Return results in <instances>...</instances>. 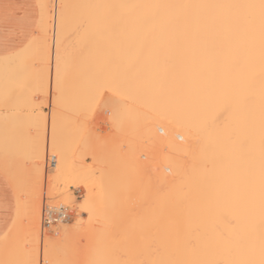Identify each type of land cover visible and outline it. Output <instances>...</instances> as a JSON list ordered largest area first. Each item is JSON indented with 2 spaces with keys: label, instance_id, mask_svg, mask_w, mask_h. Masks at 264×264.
Instances as JSON below:
<instances>
[{
  "label": "bare ground",
  "instance_id": "obj_1",
  "mask_svg": "<svg viewBox=\"0 0 264 264\" xmlns=\"http://www.w3.org/2000/svg\"><path fill=\"white\" fill-rule=\"evenodd\" d=\"M38 3L36 66L42 67L36 69L35 66V72H31H34V90H30H36L43 100L44 94L49 93V87L58 95H51L53 110L48 120L47 115L38 109L39 105L36 107L39 111L33 110L36 105L31 107L34 113L31 115L33 134L27 149L30 150L28 158L32 164L24 177L27 182L22 184L16 170L0 159V170L12 181L17 195V211L12 222L14 230L7 239L0 240V264H7L4 255L20 239L24 214L22 205L30 213L24 234L30 247H25L28 258L34 249H38L43 259L47 249L50 264L51 261L52 264H64L57 251L61 249L63 253L76 246L74 240L79 236L78 232L84 237L80 231L85 229L82 219H74L71 224L59 222L52 227V235L44 231L40 234L43 164L46 153L51 150L57 156V163L47 174L46 182L53 183L52 190L56 194L61 182L75 178L69 182L73 184L78 182L81 172L85 174L86 193L78 203L79 210L89 214L85 224L88 241L83 239L88 246L79 257L81 264H126L122 262L120 253L130 255L132 251L118 245L119 239L125 238L123 232V238L118 234L119 237L114 238L112 230L113 225L116 227L115 221L125 223L127 218L129 222L132 211L142 213V216L136 214L133 218L143 219L150 226L147 227L155 225L159 228L157 247L143 251L141 264H264V8L261 7L264 0H56L55 12L50 9L49 0H38ZM51 10L55 19L53 43L50 36ZM83 23L88 24L86 29L79 26ZM79 27L87 30H81L84 34H80L86 41L78 37ZM75 36L78 40H74ZM77 41H83L84 45H77L80 50L76 49L75 57L70 56L71 52L66 53L70 49L69 44H81ZM92 47L94 52L97 51L96 55L99 53L96 59L92 52V63L97 64L95 68L90 64L91 56H86L89 63L84 60L85 51L91 54ZM57 52L60 55L59 92ZM68 55L72 60L67 59ZM76 58L79 59L76 61ZM95 59L99 62L95 63ZM66 60V65L71 64L65 67ZM83 61L87 63V69ZM98 66L99 71L96 70ZM0 69L5 75H12L15 70L14 65L4 60ZM89 69L97 71L93 79V72ZM71 71L89 74L92 81L102 84L100 92L95 88L100 94L105 87L108 89V95H105L114 102L110 101L112 103L108 105L116 113L109 126L118 129L119 138L100 142L103 139L94 134L103 144L98 145L86 128L84 130L83 126L74 124L72 118L75 116L71 120L67 118L71 108L73 112L77 111L76 114L85 111L87 106L81 104H86L88 95H99L91 99L96 100L95 107L105 104L100 103L101 95L95 89L85 92V95L84 86L77 90L78 83L62 78ZM65 81L68 86H63ZM90 87L88 84L85 89ZM66 88L70 92L73 90L72 94L81 92L78 97L82 95L84 100L74 99L75 105L79 102L77 100L83 101L79 111L75 108L79 104L72 106L74 101L67 110L70 102L67 103L66 97L62 96ZM105 95L103 99L108 101ZM33 96L36 95H32V99ZM32 99L31 102L34 101ZM129 102L134 105L133 109ZM137 103L150 107L152 115L142 121L144 116H139ZM92 109L94 113H90ZM92 109H88L90 115L85 113L95 115L97 107L94 109L92 106ZM62 114H66L67 119ZM64 119L69 121L65 124ZM46 121H49L48 130ZM132 132L150 135V158L144 166L134 157L133 149L117 153L120 141L127 139L125 136ZM109 141L115 142L118 148L115 144H108ZM115 148L114 153L119 156L114 155V158L112 151ZM121 148L119 150L122 151ZM123 149L126 151L124 146ZM79 150L81 155L83 151L85 154L78 156ZM120 153L126 157L122 155V158ZM86 154L94 157L93 160L99 159V165H107H104L106 168L100 176H95L96 168L91 169V165H84L90 167L86 171L80 170L77 157L84 158ZM104 154L113 158L107 159ZM94 186L99 191H93ZM52 190L48 186L50 196L55 198ZM68 194L73 195L66 193L61 198L68 201ZM74 199V196L69 198L71 202ZM108 209L121 210L122 213L111 217L112 213L106 212ZM96 221L101 223L103 230L98 231ZM120 223L121 227L124 226ZM94 225L98 227L97 231ZM77 247L80 248L79 243ZM19 256L13 257L14 260ZM57 256L62 261L58 262L61 259ZM23 257L20 256L17 262L23 261Z\"/></svg>",
  "mask_w": 264,
  "mask_h": 264
},
{
  "label": "rangeland",
  "instance_id": "obj_2",
  "mask_svg": "<svg viewBox=\"0 0 264 264\" xmlns=\"http://www.w3.org/2000/svg\"><path fill=\"white\" fill-rule=\"evenodd\" d=\"M49 2H50V9H52L54 12H55V10L53 9V8H55V6H57V4H56V0H49ZM53 2V3H52ZM54 5V7H52L53 5ZM51 10V11H52ZM52 11V12H53ZM51 12V13H52ZM54 12H53V16H52V19H51V21L53 22V24H52V22H50V24L52 25H50L52 28H50V36H52V43H53V39H54V35H55V33H54V30H55V19H53L54 18ZM80 24V23H79ZM84 24V23H83ZM83 24H81V25H79V26H82L81 28H85L86 29V26L88 25L87 23H86V25L84 26ZM76 25V24H75ZM73 26V25H72ZM71 26V28H73L74 29V27H72ZM77 26H78V24H77ZM76 26V27H77ZM75 27V28H76ZM80 28V27H79ZM78 28V29H79ZM79 29L80 31V33L78 34V37H80V34H81V32L83 31L82 29ZM83 28V29H84ZM88 28H90V26L89 27H87V29ZM75 30V29H74ZM76 30H77V28H76ZM75 30V31H76ZM82 30V31H81ZM71 31V30H70ZM75 31H73L72 33H74ZM84 31H87V30H84ZM83 31V32H84ZM82 32V33H83ZM72 33H70L69 34V37L72 39L74 36L72 35ZM77 32H75L74 34L77 36V34H76ZM84 34V33H83ZM82 35V34H81ZM71 36H73V37H71ZM75 36V38H74V40H78V38ZM35 37H36V35L33 37V39L25 46V47H23L22 49H20L19 51H17V52H15V53H12V54H9V55H5V56H1L0 57V66L2 65V63H3V60H4V62L6 61V62H9L11 65H14V69H18V68H32L33 69V71L35 72V66L37 65V62H36V60H37V56H38V51H37V47H36V40H35ZM68 37V38H69ZM85 37V36H84ZM77 38V39H76ZM81 39H83L84 40V38L81 36L80 37ZM79 38V40H81ZM90 38V37H89ZM88 38V40H90ZM87 39V38H86ZM91 39H93V38H91ZM68 40V42H71L69 39H67ZM73 40V39H72ZM84 41H86V40H84ZM92 41V40H91ZM67 42V43H68ZM74 42V41H73ZM78 43H81V42H79V41H77ZM94 42H95V40H94ZM72 43V42H71ZM75 43H76V41H75ZM75 43H73V45L71 46L69 43V47H70V49H68L67 51H66V53H70L69 55L70 56H72L73 55V57H75L74 55H75V51H77V50H80L79 48H76L77 47V45L78 46H83L84 45V43H83V41H82V45L81 44H75ZM89 43H92V42H89ZM87 44H88V42H87ZM85 45H86V43H85ZM94 45V44H93ZM92 45V46H93ZM97 45V44H96ZM90 45L88 44V48H90L89 47ZM93 48V47H92ZM91 48V49H92ZM71 49H72V51H71ZM77 49V50H76ZM85 49V48H84ZM86 49H87V47H86ZM90 49V52H91V54H92V52L93 53H95V52H97V51H93V50H95L94 48L91 50ZM98 49V48H97ZM70 50V51H69ZM80 52V51H79ZM78 53V52H77ZM82 53V52H81ZM89 52H87L86 53V51H85V55H84V57H86V56H91V59L89 58V60H91V62H90V64H93L92 63V61H93V58H94V56H93V54L91 55L90 53L88 54ZM78 54H80V53H78ZM82 54H84V53H82ZM67 56V59L70 57V56ZM97 55H99V53L97 54ZM96 55V53H95V57L97 56ZM82 56V55H81ZM2 57H3V60H2ZM77 57V56H76ZM83 57V58H84ZM81 58V57H80ZM82 58V59H83ZM97 58H99V57H96V59ZM69 59H71V58H69ZM68 59V60H69ZM79 58H76V61L78 60ZM88 58L86 57V59L84 58V60H85V62H87L88 61V63H89V60H87ZM95 59V63H98L99 62V60H96ZM68 60H66L65 61V67L66 66H68V64L70 63H68L67 65H66V62H68ZM72 60V59H71ZM81 60V59H80ZM98 61V62H97ZM51 62H52V58H51ZM94 62V61H93ZM74 63V62H73ZM72 63V64H73ZM83 63H84V61H83ZM71 64V63H70ZM69 64V65H70ZM81 64H82V62H81ZM85 64V63H84ZM89 64V65H90ZM77 65V67H78V64H76ZM79 65H80V63H79ZM95 65H97V64H93V68H95ZM98 65H100V63L98 64ZM72 66V65H71ZM75 66V65H74ZM73 66V67H74ZM83 66H85L84 68H86V66L88 67V65H87V63L85 64V65H83ZM91 66V65H90ZM89 66V67H90ZM40 67H42V65H40L39 66V64H38V66H36V69H38V68H40ZM72 67V68H73ZM81 67V66H80ZM69 68V67H68ZM75 68H76V66H75ZM98 68H100V66H98L97 67V71H99L98 70ZM50 69H51V67H50ZM87 69V68H86ZM90 69H92L91 67H90ZM89 69V70H90ZM70 70H73V69H69V71ZM79 69H77V71H78ZM85 70V69H84ZM94 70V69H93ZM92 71V70H90V71H92L93 72V75H91V79H93L94 77V74H95V72H97V71ZM64 71H66V73H67V70H66V68L64 69ZM64 71H63V73H64ZM75 71V70H74ZM69 72L67 75V77L65 78V76H62V78L64 79V80H69L70 82H72V83H78V85H77V87L75 88V89H77V90H79L78 89V87L79 88H81L82 86H84V87H82V90H84L83 91V93L86 95V93L85 92H87V91H90L91 89H93V91H94V89L95 88H97L98 90H99V92H100V89H101V86H102V84H100V83H97V82H94V81H92L90 78H89V74H87V75H85V74H83L82 72V74H77V71L76 72ZM33 72V73H34ZM79 72V71H78ZM87 72H89V71H87ZM65 73V74H66ZM101 74V73H100ZM98 75V74H97ZM1 76H4L5 77V74H2V70L0 69V80H1ZM7 76V75H6ZM32 76H34V74L33 75H30V76H28V77H25L26 79H22V80H18L17 78V76H11L8 80L10 81V83H11V85L10 86H8V89L6 90V91H3V92H0V98H1V100H2V102L0 103V107H4V108H6V109H12V110H14V111H21L22 113H24L25 114V116H23L24 118H23V120L25 121V124L23 125V128H24V130H26V131H28V133H29V137H32V134H33V130H32V118H31V115H33L34 113H33V110L34 111H36L37 110V108L36 107H38V105L40 106V107H38V109L40 110H42V112L43 113H45L46 115H47V120H48V117H49V115H50V113H51V111L53 110V106L51 105V103H52V101H51V99H53L52 98V94H53V97H56L58 94H56V90L54 89L53 91H51V87H49V93H47L48 94V96H46L45 94H44V96L46 97V99H45V97H44V100L42 99L43 97H42V95H40L39 93H37L36 94V90L35 91H33L34 89H33V81H34V78H32ZM72 76V77H71ZM73 76H74V78H73ZM96 76V75H95ZM30 77H31V79H30ZM88 78L90 81L88 82L87 80L86 81H84V79H86V78ZM97 77V76H96ZM95 77V78H96ZM23 78V77H22ZM71 78V79H70ZM74 79V80H73ZM83 79V80H82ZM97 79V78H96ZM30 80L32 81V82H30ZM81 80L83 81V84H82V82H81ZM95 81H97V80H95ZM98 81H99V78H98ZM87 82H88V84L90 85L91 84V87L90 88H87V90L85 89L86 87H88V84H87ZM100 82V81H99ZM31 83V84H30ZM72 83H70L71 84V86H72ZM85 83L87 84L86 86H85ZM63 84V83H62ZM14 85H15V87H16V89H14L13 87H14ZM68 86V84H67V82L65 81V84L63 85V86ZM76 86V85H75ZM94 87V88H93ZM33 89L32 91H33V93H32V91L30 90V89ZM63 88V87H62ZM68 88V87H67ZM65 89L66 90V92L64 91V93H63V95L62 96H64V97H66V98H64V99H67L66 101H67V103L68 102H70L68 105H69V107H67L68 109V111H69V109H70V107H72V106H74L75 105V101H74V99L75 98H79V99H81V100H84L83 98H81V96L82 95H80V97H78V95L81 93L80 91H79V94H77L78 92L76 91V94L75 93H73V94H75V96H77V97H75V96H73V97H71V95H73L71 92H73V90L70 92V89H74V87L72 88H70V89ZM100 88V89H99ZM97 89H95V91H97L98 92V90ZM106 93L105 94H107L108 95V89H106V87L103 89ZM31 91V92H30ZM75 91V90H74ZM103 91V92H104ZM98 92V93H99ZM62 93V92H61ZM93 93V92H92ZM96 92H94V95H96L95 94ZM97 93V94H98ZM36 95V96H33V99L31 98V96L32 95ZM43 94V93H42ZM100 94V93H99ZM41 96V99H40V96ZM39 96V97H38ZM96 96H99V95H96ZM96 96L94 97L93 96V94H92V96L91 95H88V98L86 99L85 98V100H86V104L83 102H81V100H77V104H79V107H75V108H78V111L80 110V108H82V107H80L81 105H86L87 107H84L85 109V111H86V108H87V113L89 112L88 111V109H92V106H94V109L97 107V112H96V114L94 115V117H93V115L92 116H88L86 113H85V111L84 112H79L78 114H76L77 113V111L76 112H73V108H71L70 109V115H69V117H67V116H65V115H63L64 117H65V119H70L71 120V118L73 117V116H75V117H73L72 119V121L74 122V124H78L80 127L81 126H83V128H84V130H86L87 129V131L86 132H89L92 136H94L93 137V139H95L96 141H98L97 139H96V135H98V136H100V137H97V138H101V140L102 141H100V142H103L105 139H106V141H107V139L108 140H111V139H113L114 137H116V139L117 138H119V137H117L118 136V134H120V130L118 131L119 133H117V130L115 129L114 130V128H112L111 126H109L110 125V123H112V121H113V118L115 117V110H114V108L112 107V109H111V103L113 102L112 101V99L111 98H109L108 96H106L105 95V97L106 98H108L109 100V102L110 101H112V102H110V103H108V101L106 100V102H105V104L104 105H102V106H100L99 108H98V106H99V104H97L98 106H96L95 107V104L97 103H95V101L96 100H92L93 101V103H94V105H92V106H90L91 105V99L92 98H96ZM35 97V98H34ZM83 97H85V96H83ZM87 97V96H86ZM70 98V99H69ZM31 99L32 100H34L33 102H31ZM98 99V98H97ZM35 100H37V102L35 101ZM47 101V103H46V101ZM45 101V102H44ZM71 101H74V103L72 104V106H71ZM80 102L82 103L81 105H80ZM33 103H35V104H33ZM114 103V102H113ZM116 103V102H115ZM130 103V102H129ZM66 103H64V105H65ZM75 105V106H78V105ZM108 104H110V105H108ZM138 104V105H137ZM137 104H135V106H137V108L138 109H136V110H139V111H137L138 112V114L140 113V117H142V116H144V118L142 119V121L145 119V117H147V116H151L152 115V112H151V109H150V107H148L147 105H144V104H142V103H137ZM36 105V106H35ZM83 105V106H84ZM130 105V108H134V105L133 104H129ZM132 105V106H131ZM34 107V108H36V109H31V107ZM66 106V105H65ZM91 107V108H90ZM64 108H66V107H64ZM63 108V109H64ZM136 108V107H135ZM52 109V110H51ZM55 109V108H54ZM39 110H37V111H39ZM64 110H66V109H64ZM77 110V109H76ZM82 110V109H81ZM114 112H113V111ZM75 111V110H74ZM91 111V110H90ZM90 113H94V110L92 109V111L90 112ZM90 113H88L89 115H90ZM35 114H36V112H35ZM137 113H135V115H136ZM136 116H138V115H136ZM136 116H132V117H134V120L135 121H137V118L135 119V117ZM63 117V118H64ZM67 117V118H66ZM91 117H93V118H91ZM65 119H64V121H65ZM139 119V118H138ZM141 119H139V120H141ZM147 119V118H146ZM111 120V121H110ZM67 121H69V120H67ZM67 121H65V124L67 123ZM110 121V122H109ZM48 124H49V121L47 122L46 121V130H48ZM67 127V126H66ZM114 127V126H113ZM82 128V129H83ZM86 128V129H85ZM45 130V131H46ZM156 130L158 131V127H156ZM32 132V133H31ZM94 134H96V135H94ZM128 137V138H127ZM121 138H122V135H121ZM120 138V139H121ZM125 138H127V139H125V140H121L120 142V146L122 147L121 149H122V151L121 150H119L120 149V146H119V149H117V153H119V152H121V153H127V152H129L130 150H134L135 152V156L134 157H136L137 158V161H138V163L140 164V165H146V163H148V161H149V158H150V135L149 134H147L146 132H132V133H130L128 136H125ZM114 140V139H113ZM29 141H31V138L30 139H22V140H17V141H13V140H11V141H9V140H0V159L2 160V161H4L5 163H6V165H8L9 167H12L13 169H15L16 170V172L18 173V177H19V179H20V181L22 182V184L24 183H26L27 182V180L25 179L26 178V172H27V168H29L31 165H30V163L32 164V162H31V160L28 158L29 156H28V151H30V150H28L27 149V147H28V143H30ZM181 141H184V139L183 140H181ZM99 141L97 142V144L99 145V144H101V146L103 145L102 143H100ZM128 142H130V145H129V143ZM105 143V142H104ZM122 143H124V144H122ZM108 144H113V145H111V146H114V144L116 145V143L115 142H113V141H109L108 142ZM129 145V146H128ZM123 146H124V148L126 149V151L123 149ZM110 148V147H109ZM108 148V149H109ZM116 148H118V146L116 145ZM116 148H115V150H113L112 152H113V157H114V155H115V153H116ZM9 149H13V151H12V153L14 154L13 156H11V157H7V156H5V155H2V154H6L7 152H8V150ZM81 149H82V147H81ZM84 149V148H83ZM110 149H112V148H110ZM124 150V151H123ZM50 151V150H49ZM85 151H87V150H85ZM107 151V150H106ZM105 151V153H107ZM114 151H115V153H114ZM119 151V152H118ZM54 153L52 150L50 151V153ZM81 150H79L78 151V153H77V155L78 156H80L81 155ZM88 152V151H87ZM83 153L85 154V152L83 151ZM108 153H111L110 151L108 152ZM120 153V155H121V157H122V155H124L125 156V154H121ZM84 154H82V155H84ZM76 155V156H77ZM81 155V156H82ZM105 156H106V154H104ZM110 155H112V153L110 154ZM109 155V156H110ZM118 155V154H117ZM117 155H115V157H118ZM104 156V157H105ZM109 156H106V158L107 159H110L111 158V156L109 157ZM123 156V157H124ZM112 157V158H113ZM114 157V158H115ZM122 157V158H123ZM126 157V156H125ZM127 157H128V154H127ZM77 158H79V160L77 159ZM76 159H77V161H79V166H80V170H82V171H86V169L87 168H89L90 169V165L93 167H91V169H95L96 168V170H95V176L96 177H98V176H100L101 175V173H102V171H104L105 170V168H106V164H101V165H99L100 163H98V161H99V159H98V161H96V159L95 160H93L94 159V157H92L91 155H89V154H86L85 155V157L83 158V157H77ZM84 159V161H85V163H87V164H85L84 162H83V159ZM111 158V159H112ZM80 159H81V161H80ZM46 160H47V153H46V157H45V160H44V173H45V166H46ZM96 161V162H95ZM90 162V163H89ZM101 162V161H100ZM89 163V164H88ZM102 163V162H101ZM18 165H21V166H18ZM87 166V165H89L88 167H85V166ZM94 165V166H93ZM104 165H106L105 167H104ZM16 166V167H15ZM95 167V168H94ZM26 168V169H25ZM84 168V169H83ZM108 168V167H107ZM88 170V169H87ZM51 171V170H50ZM49 171V173H51ZM169 172V171H168ZM49 173H48V175H49ZM82 174L81 175H79V178L80 179H78V182L76 181V182H73V184L72 183H69L70 182V180H71V182L72 181H74V180H76L75 178H71V179H69V181L67 182H61L59 185H58V195L54 192V190H52V184H49V183H47L48 181H47V177H46V173L44 174V176H43V185H42V198H41V213H42V209H43V203H44V199H45V195L48 197V201L49 202H63V203H65L66 205H68L69 206V209H70V212H71V218L69 219V220H67V221H65V222H69L70 224L71 223H73V220L74 219H82L81 221L83 222V223H85V224H87V222H88V219H89V214H87V213H85V212H83V211H81V210H79V201H81L82 199H83V197H84V194L86 193V188L84 187V182H86V181H84V180H86V179H84V177H85V174L83 173V172H81ZM100 174V175H99ZM98 175V176H97ZM84 176V177H83ZM25 177V178H24ZM74 179V180H73ZM26 180V181H25ZM47 181V182H46ZM50 183H51V181H50ZM83 183V184H82ZM51 188V190L53 191L52 192V194L53 193H55L54 195L56 196L55 198H52V196H50L51 195V193H49L48 192V186ZM94 189H93V191H99V188H97V186H94L93 187ZM57 190V189H56ZM80 190V191H79ZM46 193V194H45ZM66 193H72L73 195L72 196H74L75 197V201L74 200H72V202L69 200V198L71 199V197L72 196H70L69 194V196H67V198H65V199H67L68 201H65L64 199H62L64 196L63 195H65ZM49 194V195H48ZM25 197L26 198H28V196L27 195H25ZM54 197V196H53ZM62 197V198H61ZM75 202V203H74ZM78 203V204H77ZM23 206V209H24V214H23V229L21 230L22 232H21V236H20V239L16 242V243H14V245H13V247L11 248V251H8V252H6V254L4 255L6 258H5V261H6V263L8 264H14L13 262H17V260L20 258V256L21 257H23L24 258V260H25V258L27 257L28 258V256H27V254H26V252H25V250H26V248L25 247H27V249H29L30 247H29V245L28 244H26V236L24 235L25 234V231L27 230V223H28V221H29V219H30V213H29V211L27 212V207L25 206V205H22ZM79 210V212H78V210ZM117 210H119V209H117ZM74 211V212H73ZM78 212V213H77ZM107 213L108 212H110V213H112L111 214V217L112 216H115V215H117V214H119V213H122L121 212V210H120V212L118 211H115V210H113V209H108L107 211H106ZM78 214V215H77ZM114 214V215H113ZM138 215V214H142L141 212H136V211H132V213H131V215H132V217H131V215H129L130 217L128 218L129 219V222H127L128 220H127V218H126V222L125 223H123V221L121 220H118V222L120 221V222H122V224L124 225V226H122L121 227V223L119 222H116L115 220H117L118 219V217L114 220L115 222H113V219H114V217H113V219H112V222L116 225V227L113 225V223H112V225H113V230H112V228H111V230H112V232H113V234H114V238H116V236H120L121 238H123L122 236H124L125 238H123L122 240H120L119 239V243H118V245L122 248L123 246L122 245H124V248H126V249H130L131 251H132V253L130 254V255H126V254H123V253H120V257L122 258V262H125L126 264H141L142 263V260H143V251L146 249V248H155V247H157V242H156V237H157V234H158V230H159V228H157V227H155V225L154 226H151L152 228H149L150 226L149 225H147L146 224V222L144 221L143 222V219L141 220V219H136V217L135 218H133V215ZM120 215V214H119ZM118 216V215H117ZM142 216V215H141ZM140 216V218H142ZM138 218H139V216H137ZM84 218V219H83ZM87 218V219H86ZM134 219V220H133ZM125 221V220H124ZM131 221V222H130ZM97 222V221H96ZM60 223H62V222H60ZM68 223V224H69ZM132 223V224H131ZM42 224H43V216H42V222H41V225H40V234H42L43 232H42ZM58 224V223H57ZM57 224H55V225H52L51 227H49V228H46L45 230H44V232H45V234H49V233H51V234H49V235H52L53 234V228L57 225ZM85 224H83L82 226H84V230L82 229V230H80L81 232H82V235H84V237L83 236H80L81 235V233H77V234H79V236H77V238H78V241H77V238H76V240H74V241H76L77 243L75 244L76 246H74V247H71L70 249L68 248V249H66V251L65 252H60V250H58L57 251V255H60L61 257H62V259H64L63 261H62V259H61V257L59 258L58 256V258L59 259H61V260H59L58 262H60V261H62L64 264L65 263H67V261H68V263L67 264H70V261H71V264H77V262L79 263V264H81L82 263V261L80 260V256H83V252L85 253V248H86V246H88L87 244H88V242H85V241H88L87 240V236H86V232H85V230L87 229L86 227H85ZM101 224V223H100ZM99 224V221L97 222V224H95L96 226H98V227H96L95 225H94V229H95V231H97V228H98V231H101L100 229L102 228V230H103V226L102 225H100ZM120 224V225H119ZM129 224V225H128ZM112 225H111V227H112ZM126 225V226H125ZM132 225H134V226H132ZM54 226V227H53ZM147 226H149V227H147ZM14 225L12 224L11 226H10V228L8 229V232L10 231V230H14ZM53 227V228H52ZM121 227V228H120ZM93 228V227H92ZM116 228V229H115ZM118 228H119V230H118ZM125 228V231H123L122 229H124ZM126 229H127V231H126ZM48 230V231H47ZM120 230H121V232H120ZM119 231V232H118ZM84 232V233H83ZM122 232H123V234H122ZM124 233H126L125 235H124ZM118 234V235H117ZM121 234H122V236H121ZM49 235H47V236H49ZM9 236H11V235H8L7 234V232L0 238V240H3V239H7V237H9ZM86 236V237H85ZM118 236V237H119ZM85 238H86V240H85ZM52 240H53V237L51 238ZM83 239L85 240V241H83ZM125 239V240H124ZM61 241H62V239H61ZM65 241V240H64ZM124 242V243H123ZM28 243V242H27ZM66 243V242H65ZM79 243V247L80 248H78L77 247V244ZM81 243V244H80ZM86 243V244H85ZM64 244V243H63ZM65 245V244H64ZM58 246H60L59 244H58ZM62 246V245H61ZM87 249V248H86ZM40 251H41V249H40ZM62 251V250H61ZM53 252V251H52ZM13 253H15V254H13ZM62 253V254H61ZM39 258L41 259V260H43L42 259V255H41V252H39ZM20 255V256H19ZM19 256V258L17 259V260H14V258L16 259V257H18ZM64 256V257H63ZM14 257V258H13ZM56 257V259H58ZM22 258V259H23ZM82 258V257H81ZM120 258V259H121ZM29 259V258H28ZM23 260V261H24ZM76 260H78V261H76ZM80 260V261H79ZM21 261V259L17 262V264L19 263ZM55 261V260H54ZM75 261H76V263H75ZM56 262V261H55ZM61 262V263H62ZM51 264H52V261H51ZM57 264V263H56ZM59 264V263H58Z\"/></svg>",
  "mask_w": 264,
  "mask_h": 264
},
{
  "label": "crops",
  "instance_id": "obj_3",
  "mask_svg": "<svg viewBox=\"0 0 264 264\" xmlns=\"http://www.w3.org/2000/svg\"><path fill=\"white\" fill-rule=\"evenodd\" d=\"M38 0H0V57L15 53L25 47L37 34L40 19ZM32 68H18L10 74L1 76L0 92L6 91L11 85L8 80L17 76L18 80L26 79ZM23 77V78H22ZM16 89L15 85L13 87ZM2 102L0 98V103ZM24 113L0 107V140L29 139L28 131L24 130ZM13 149L2 155L11 157ZM14 185L8 176L0 170V238L8 232L17 211V197Z\"/></svg>",
  "mask_w": 264,
  "mask_h": 264
},
{
  "label": "built area",
  "instance_id": "obj_4",
  "mask_svg": "<svg viewBox=\"0 0 264 264\" xmlns=\"http://www.w3.org/2000/svg\"><path fill=\"white\" fill-rule=\"evenodd\" d=\"M52 105V104H51ZM57 156L54 153L47 154L45 173L46 177L49 171L56 165ZM80 191V190H79ZM43 224L42 232L59 222H65L71 218V212L69 206L63 202H49L48 197L45 195L43 209Z\"/></svg>",
  "mask_w": 264,
  "mask_h": 264
},
{
  "label": "snow or ice",
  "instance_id": "obj_5",
  "mask_svg": "<svg viewBox=\"0 0 264 264\" xmlns=\"http://www.w3.org/2000/svg\"><path fill=\"white\" fill-rule=\"evenodd\" d=\"M262 8H264V4L261 5ZM56 72H57V91H60V55L59 52H57V57H56ZM101 101L100 103H105L106 101L103 99L105 93L102 91L101 92ZM53 140L55 142V114H53ZM39 250L34 249L31 253V257L29 259H26L24 261H21L20 264H50V261L47 256V249L44 251V258L41 260L39 258Z\"/></svg>",
  "mask_w": 264,
  "mask_h": 264
}]
</instances>
